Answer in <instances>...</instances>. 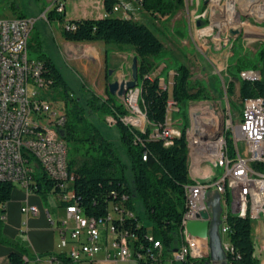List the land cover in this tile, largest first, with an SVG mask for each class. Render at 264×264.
<instances>
[{"label": "built area", "instance_id": "1", "mask_svg": "<svg viewBox=\"0 0 264 264\" xmlns=\"http://www.w3.org/2000/svg\"><path fill=\"white\" fill-rule=\"evenodd\" d=\"M196 1L190 19L193 23L201 22L195 35L203 45L210 43L219 51L242 34L253 41H264V0H245L243 6L249 17L246 21L237 10L235 3L238 0L233 1V13L228 7L231 0H207L200 13L198 7L201 1ZM141 2L117 0L112 13H104V17L116 15L137 20L135 11L142 9ZM192 2L187 0L188 9ZM52 10L65 13V0H52L48 11ZM35 22V19L25 17L0 18V182H11L30 194L38 190L35 177L45 174L58 181L61 188L70 189L63 197V201L68 202L73 197L71 187L74 178L69 173L68 147L60 134L67 116L55 110L43 96V91L47 93L51 85V81L43 76V62L28 56L30 34ZM65 27L74 29L69 20ZM261 77V72L255 70L241 73L244 80L257 81ZM139 98V87L128 90L123 98L122 104L127 111L122 118L125 124L142 132L150 127V138L161 140L166 146L172 144L173 138L182 136V131L174 126L172 118H166L160 126L150 124L145 112L140 109ZM167 107H171V115L180 110L172 100ZM191 108L200 117L196 119L190 115V125L185 131L187 143L193 146L209 145L213 149L211 159L213 166H216V175L209 185H200L198 180H192L185 186V211L179 244L166 252L161 241L150 234L148 241L151 246L147 252L135 253L136 236L122 226L125 213H130L123 203L112 205L108 213L100 218L85 216L76 205H70L63 207L66 216L58 221L62 254L74 263L91 261L102 251L108 260L124 264H140L148 258L153 261L152 264H184L188 259L209 258V241L189 235L186 225L192 221H205L203 213H209L208 220L211 219L209 194L217 192L221 196L219 232L222 246L234 264L230 218L250 220L252 230L256 224L264 223V96L244 100L240 122L236 126L231 120L224 123L216 103L192 106L191 102ZM112 121L115 122L113 118ZM30 122H40V129L30 130ZM219 131L221 133L216 137ZM143 160H147V153L143 154ZM224 164H231V178L227 181V187H220V170ZM122 200L125 201V198ZM38 211L36 206L28 203L22 207L26 217L37 215ZM51 224L57 223L51 220ZM255 229V238L260 243L258 259L262 261L264 237H261L260 226Z\"/></svg>", "mask_w": 264, "mask_h": 264}, {"label": "trees", "instance_id": "2", "mask_svg": "<svg viewBox=\"0 0 264 264\" xmlns=\"http://www.w3.org/2000/svg\"><path fill=\"white\" fill-rule=\"evenodd\" d=\"M105 13L111 14L117 0H102ZM142 9L151 18H171L185 9V0H142ZM48 20H59L63 23V37L69 42L83 43L104 41L120 45H130L138 58L140 98L139 105L145 112L150 124L160 126L168 115L167 104L170 100L180 103H190L209 99L204 87H197L194 92L191 86V73L185 65H179L175 70L171 94L168 88L161 87V76L151 77L160 62L168 56L161 38L145 23L123 19L109 15L98 19L86 18L69 20L74 29H66L65 13L52 10ZM264 59V50L258 51ZM44 64L43 76L51 81L50 89L59 88L65 91L63 98L66 107L67 121L63 138L73 142V154L68 159L69 173L73 176L71 187L73 197L67 202L63 197L69 188H61L58 181L50 179L45 174L36 176L38 190L34 193L55 195L61 207L76 205L85 216L104 217L114 204H124L130 213H125L122 226L134 233V252L145 253L151 244L148 229L140 223L135 215L131 195L132 191L124 174L118 149L107 140L93 125L85 123L84 114L76 108L78 104L69 93L64 77L51 59L41 60ZM239 74L242 71L255 70L244 63H238ZM168 66L163 70L167 72ZM235 84L229 83L228 95H234ZM264 96V81H249L241 79L239 97L241 113L244 100ZM92 102H94L92 100ZM103 106L113 119L121 134V143L125 147L131 162L134 176V186L142 199L147 218L152 222V235L161 241L166 252L175 248L181 239L182 218L185 211V186L192 182L189 171V146L185 131L181 137H175L172 144L165 145L161 140L150 138L151 129L144 132L134 129L123 122L127 114L123 104L116 105L115 99L108 95ZM238 109H240L237 106ZM61 130V131H62ZM232 148L231 143H229ZM147 153V160L143 154ZM232 153V150H231ZM79 157L81 160L79 161ZM119 167V170H118ZM15 185L11 182H0V207L5 206L12 198ZM125 198V201L122 198ZM231 242L235 249L234 264H260L255 251L252 236V224L248 219L230 218ZM121 227L120 225H118ZM26 250L18 249L10 252L9 264H27L24 258ZM63 263L73 264L64 254L59 255ZM209 258L203 260L188 259L184 264H206ZM149 258L140 264H152ZM157 264V262H154ZM227 264H232L229 256Z\"/></svg>", "mask_w": 264, "mask_h": 264}, {"label": "rangeland", "instance_id": "3", "mask_svg": "<svg viewBox=\"0 0 264 264\" xmlns=\"http://www.w3.org/2000/svg\"><path fill=\"white\" fill-rule=\"evenodd\" d=\"M235 4L237 10L241 13L242 19L244 21L248 20L249 17L246 15L247 12H245L243 6L245 0H238ZM51 5L52 0H0V18L25 17L36 20L29 39V58L33 60H45L48 58L57 65L62 76L66 78L67 82H65L69 87L70 95L78 104L76 110L85 116V123L95 126L118 149L121 162L124 165V174L132 191L131 203L134 213L139 218L140 223L152 234V222L147 218L143 201L135 190L131 162L125 147L121 143L119 128L112 121V117L105 112L107 110V107L103 106L105 99L94 95L93 91L87 87V81L83 78L80 70H78L71 60L64 59L62 54L64 47L58 43V37H61L63 34V23L59 22V20H48V9ZM191 5V8L196 7L197 1L194 0ZM89 8L93 9V13L96 16L99 15L103 9L102 0H65V20H77ZM204 8L205 0H201L198 13L202 12ZM143 14L147 19L145 24L161 38L167 46L166 49L172 53L170 56H166L163 62L159 63L151 77L159 76V73L163 72L168 66L167 72L163 74L167 79L161 81V87L164 89L168 88L171 94L175 70L179 65H185L191 73L193 91L195 92L197 87H204L205 94L210 97L206 100L192 102V106H201V103H216L219 106V112L223 116L224 123L227 120H231L234 126L238 125L241 118L240 106L242 103L239 97V88L242 79L241 73L243 71L239 74L237 64L244 63L246 66H249L248 68L261 72V79L264 81V59H261L258 53V51L264 50V41H253L242 34L237 40L216 51L214 47L210 46V43L205 46L197 40L195 35L196 29L193 28L192 33H189L187 27L189 25L192 27L194 23L190 19L191 15L187 13L186 7L169 19L168 17L153 19L147 14ZM262 34L264 40V32ZM162 63L165 66L161 65ZM230 82L235 84L234 95H228ZM140 86L141 81H139ZM64 95L65 91L59 88L49 89L47 93L43 91V96L50 101L54 109L59 113H66L67 111L62 101ZM115 104L120 105L122 101L120 99L115 100ZM178 109L180 110L172 113L171 118L174 126L183 131L187 124L190 125V115H194V108H191L190 102L180 103ZM63 133L64 130L60 131L61 135ZM65 141L68 147L69 159L73 154L74 144L66 139ZM240 150H243L241 143ZM80 160L81 157H79ZM222 174L223 169L221 168V177L223 176ZM25 195L21 187L16 185L10 204L6 205V207H0V219L3 217L1 212L7 208V220L10 221L11 219L9 227L11 233L19 231V233L24 234L23 231L20 232V229L18 230V227L20 220L19 205ZM46 200V205L49 207L53 208L57 205L51 196H48ZM51 216L50 221L52 220L56 223L57 221H62V218L57 219L54 215ZM3 221L1 223L2 226L6 222L5 220ZM256 226L262 228L261 237H264V223L260 222ZM256 226L253 228V233H256ZM20 227L21 230L28 229V225L23 222ZM254 244L255 251H259L260 243L256 238H254ZM263 260L264 254L260 264H262Z\"/></svg>", "mask_w": 264, "mask_h": 264}, {"label": "crops", "instance_id": "4", "mask_svg": "<svg viewBox=\"0 0 264 264\" xmlns=\"http://www.w3.org/2000/svg\"><path fill=\"white\" fill-rule=\"evenodd\" d=\"M185 7L189 15H191L195 11V7H189L188 9L187 0H185ZM104 13V7L102 9V12L97 16L93 13V9L89 8L85 12V14L78 19H98L102 18L104 16ZM143 13L150 16L149 13L145 12L143 9H139L135 11L137 20L134 21L145 23L147 19ZM200 25L201 22L198 21L194 23L192 27L191 25H189L187 27L189 33H192L193 28L196 29ZM58 43L60 45H63L64 47V50L62 52L64 59L71 60L73 64L78 68V70H80V72L83 74V78L85 79V81H87V87L93 91L94 95L102 97L104 99H107L108 95H110L115 100L120 99L123 103V98L112 95L109 92L108 86L112 82H122L124 80H130L132 78V67L134 58L136 57L133 47L116 43H106L100 40L83 43L69 42L65 40L63 34L61 35V37H58ZM164 46L166 49L167 46L165 44ZM166 51L168 56L172 54L167 49ZM161 65H164V63H162ZM55 66L57 67L56 64ZM109 70H111V72H109ZM170 73H172V71H170ZM163 74L164 71L159 73V75L161 76L160 84H162V80L167 79ZM64 79L66 81L65 77ZM21 190L24 191L26 195L19 205L20 220L18 230L20 229V232L23 231L24 234L19 233V231L15 233L10 232L9 227L11 224V219L10 221L7 220V208L4 209L1 214L5 218L3 219L2 217L0 219V264H9L8 256L10 252L18 249L26 250L24 258L27 261V264H66L63 263L59 258V255H62L63 253L62 249L59 247L61 238L58 228L59 223L57 221L56 225H52L50 221L51 215H54L55 217H57V219H63L66 216L65 211H63L64 209H62L63 207L60 206L58 198L52 194H27V192L23 188H21ZM48 196H51L57 204L53 208L46 205V199ZM10 201L6 204L7 206L8 204H10ZM25 203H28V205L30 206H36L39 210L38 214H30L28 217H26V215H24L22 212V207ZM3 220H5L6 222L3 223L2 226L1 223L4 222ZM22 222L28 225L27 230H21L20 226ZM256 234L257 231L256 233L252 232L253 240ZM256 254L258 257L257 251ZM73 264L124 263L114 260H108L105 252L102 251L97 254L91 261L84 260L82 262Z\"/></svg>", "mask_w": 264, "mask_h": 264}, {"label": "water", "instance_id": "5", "mask_svg": "<svg viewBox=\"0 0 264 264\" xmlns=\"http://www.w3.org/2000/svg\"><path fill=\"white\" fill-rule=\"evenodd\" d=\"M207 2V0H205ZM109 92L120 98H124L128 90L139 87V67L138 58H134L132 67V78L122 82L115 81L109 84ZM200 115L194 114V118L199 119ZM221 131L216 135L219 136ZM221 196L217 192L209 194L208 205L211 207V219L209 213H203L205 221H192L186 225V230L192 237H198L209 241L210 253L209 261L206 264H227V254L223 249L219 232L221 215Z\"/></svg>", "mask_w": 264, "mask_h": 264}, {"label": "bare ground", "instance_id": "6", "mask_svg": "<svg viewBox=\"0 0 264 264\" xmlns=\"http://www.w3.org/2000/svg\"><path fill=\"white\" fill-rule=\"evenodd\" d=\"M233 1L229 3V10L233 13ZM243 4V3H242ZM231 13V14H232ZM136 102V98H134ZM197 106V105H196ZM167 118H171V107H168ZM40 122H30V130H39ZM189 146V171L192 180H198L200 185H209L212 182V176L216 175V166H213L211 157H213V149L209 145H188ZM199 159V160H198ZM223 176L220 180V187H227V181L231 178V164H224ZM210 178V179H209ZM227 256V262H228Z\"/></svg>", "mask_w": 264, "mask_h": 264}]
</instances>
